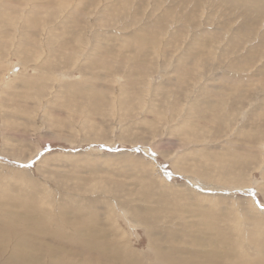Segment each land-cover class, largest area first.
Listing matches in <instances>:
<instances>
[{"label":"rangeland","instance_id":"1","mask_svg":"<svg viewBox=\"0 0 264 264\" xmlns=\"http://www.w3.org/2000/svg\"><path fill=\"white\" fill-rule=\"evenodd\" d=\"M0 235V264H264V0H0Z\"/></svg>","mask_w":264,"mask_h":264},{"label":"bare ground","instance_id":"2","mask_svg":"<svg viewBox=\"0 0 264 264\" xmlns=\"http://www.w3.org/2000/svg\"><path fill=\"white\" fill-rule=\"evenodd\" d=\"M170 64V63H169ZM188 143V142H187ZM34 156V155H33ZM214 181V180H213ZM11 229V228H10ZM9 230V229H8ZM3 231V230H2ZM4 231H6V230H4ZM86 231V230H85ZM231 231V230H230ZM258 231V230H257ZM7 232V231H6ZM14 232V231H13ZM12 233V232H11ZM10 234V233H9ZM85 234V233H84ZM86 235V234H85ZM1 236V235H0ZM84 236V235H83ZM263 236V235H262ZM17 237V236H16ZM19 237L20 236H18V238L17 239H19ZM21 238H22V235H21ZM264 238V237H263ZM16 239V240H17ZM212 239V238H211ZM25 241L24 239H21V240H19V241ZM214 240V239H213ZM219 240V239H218ZM216 241V240H215ZM263 246V245H262ZM253 248V247H252ZM203 249V248H202ZM259 249V248H258ZM220 251V250H219ZM219 251H218V253H219ZM150 252V251H149ZM204 252V251H203ZM202 252V253H203ZM209 253V252H208ZM207 253V254H208ZM211 253V252H210ZM26 254V253H25ZM150 254V253H149ZM205 254V253H204ZM217 254V253H216ZM212 255V254H211ZM28 256V255H27ZM214 256V255H213ZM217 257V256H216ZM219 257H220V255H219ZM26 257H25V255L24 256H21L20 258H18L17 257V260H15L12 264H25L26 262H28V263H30L31 264V261L32 260H30V262H29V260L28 261H26V260H24ZM193 258V257H192ZM28 259V258H27ZM209 259H211V258H209ZM209 259H205V260H209ZM214 259H215V256H214ZM214 259H211V260H214ZM204 261V260H203ZM214 261H216V260H214ZM213 261V262H214ZM208 262V261H207ZM210 262V261H209ZM208 262V263H209ZM211 263V262H210ZM218 263V262H217ZM172 264H173V262H172ZM188 264V263H187Z\"/></svg>","mask_w":264,"mask_h":264}]
</instances>
